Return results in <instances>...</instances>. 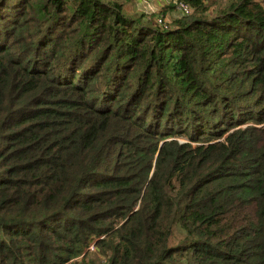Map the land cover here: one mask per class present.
<instances>
[{
  "label": "trees",
  "instance_id": "1",
  "mask_svg": "<svg viewBox=\"0 0 264 264\" xmlns=\"http://www.w3.org/2000/svg\"><path fill=\"white\" fill-rule=\"evenodd\" d=\"M182 1L0 0V264H264V4Z\"/></svg>",
  "mask_w": 264,
  "mask_h": 264
},
{
  "label": "rangeland",
  "instance_id": "2",
  "mask_svg": "<svg viewBox=\"0 0 264 264\" xmlns=\"http://www.w3.org/2000/svg\"><path fill=\"white\" fill-rule=\"evenodd\" d=\"M261 1L264 4V0ZM119 2L124 5L129 15L142 17L146 22L152 21L155 25H158L159 19H162L163 24H170L180 17V13L171 0H119ZM94 251L96 249L92 248L91 252Z\"/></svg>",
  "mask_w": 264,
  "mask_h": 264
},
{
  "label": "built area",
  "instance_id": "3",
  "mask_svg": "<svg viewBox=\"0 0 264 264\" xmlns=\"http://www.w3.org/2000/svg\"><path fill=\"white\" fill-rule=\"evenodd\" d=\"M172 4L175 5V8L178 10V12L180 13V16H188L191 14L192 9H191V5L185 1L182 0H171ZM164 22L162 21V19L158 20V25H164Z\"/></svg>",
  "mask_w": 264,
  "mask_h": 264
}]
</instances>
